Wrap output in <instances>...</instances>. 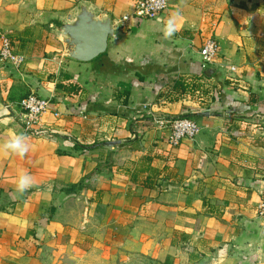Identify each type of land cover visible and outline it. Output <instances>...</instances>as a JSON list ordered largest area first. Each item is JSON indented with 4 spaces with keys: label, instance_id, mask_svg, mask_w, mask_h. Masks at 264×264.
<instances>
[{
    "label": "crops",
    "instance_id": "0c3cea01",
    "mask_svg": "<svg viewBox=\"0 0 264 264\" xmlns=\"http://www.w3.org/2000/svg\"><path fill=\"white\" fill-rule=\"evenodd\" d=\"M81 3L119 23L90 63L67 58L57 31ZM134 5L0 0V44L25 58L0 62V144L25 134L30 94L62 113L24 157L0 152V264H264V0H169L157 20L123 21ZM209 39L219 51L204 68ZM147 113L201 132L172 147ZM21 171L34 183L14 194Z\"/></svg>",
    "mask_w": 264,
    "mask_h": 264
},
{
    "label": "built area",
    "instance_id": "2783aa9c",
    "mask_svg": "<svg viewBox=\"0 0 264 264\" xmlns=\"http://www.w3.org/2000/svg\"><path fill=\"white\" fill-rule=\"evenodd\" d=\"M168 6L169 0H135L133 14L131 16H125L123 21L132 19L157 20L167 10ZM218 51V44L212 39L207 40L203 44L199 54L204 68L211 67L214 64ZM0 62L2 65L13 66L16 69H20L25 63V58L16 54L13 50L11 40L7 36L1 38ZM230 71L233 73L235 69L231 68ZM226 80L231 83L236 82L233 77H228ZM203 81L205 82V80ZM188 96L191 98L200 96L202 98V91L191 92ZM19 106L21 108L19 122L25 134L29 137L42 138L50 135L48 130L42 128V124L45 123L44 117L46 114H50L55 119L62 116V113L49 100L38 96L36 93H32L23 99ZM145 109H151V106H146ZM148 115L159 130L166 131L168 134V143L172 147L179 146L183 140L196 139L201 132L200 125L193 119L155 117L153 114ZM261 209L264 212V201L261 204Z\"/></svg>",
    "mask_w": 264,
    "mask_h": 264
},
{
    "label": "water",
    "instance_id": "95a60500",
    "mask_svg": "<svg viewBox=\"0 0 264 264\" xmlns=\"http://www.w3.org/2000/svg\"><path fill=\"white\" fill-rule=\"evenodd\" d=\"M118 30L117 21L97 15L83 3L57 28L62 38L65 56L80 63H90L104 55L109 41L114 38ZM215 73L216 69H207L205 76L211 78ZM105 145H111V143ZM260 224L254 235L260 241L261 249L264 251V217Z\"/></svg>",
    "mask_w": 264,
    "mask_h": 264
},
{
    "label": "clouds",
    "instance_id": "9594fccd",
    "mask_svg": "<svg viewBox=\"0 0 264 264\" xmlns=\"http://www.w3.org/2000/svg\"><path fill=\"white\" fill-rule=\"evenodd\" d=\"M182 16L179 11L171 13L164 25L163 35L165 38H169L176 32L179 22ZM30 150L29 137L24 133H13L9 138L0 144V152L12 154L18 157H24ZM33 176L27 171H21L15 181L13 192L14 194H23L33 186Z\"/></svg>",
    "mask_w": 264,
    "mask_h": 264
},
{
    "label": "trees",
    "instance_id": "16d2710c",
    "mask_svg": "<svg viewBox=\"0 0 264 264\" xmlns=\"http://www.w3.org/2000/svg\"><path fill=\"white\" fill-rule=\"evenodd\" d=\"M180 118H189V119H192L191 117H180Z\"/></svg>",
    "mask_w": 264,
    "mask_h": 264
}]
</instances>
